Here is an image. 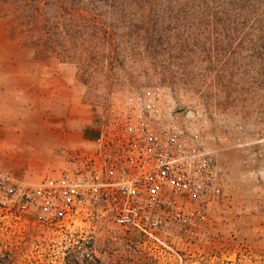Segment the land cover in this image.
I'll return each mask as SVG.
<instances>
[{"label": "rangeland", "instance_id": "rangeland-1", "mask_svg": "<svg viewBox=\"0 0 264 264\" xmlns=\"http://www.w3.org/2000/svg\"><path fill=\"white\" fill-rule=\"evenodd\" d=\"M156 85L202 114L219 170L198 237L142 247L101 223L88 258L76 235L0 223V264H264V0H0L2 170L40 182L60 166L48 142L61 156L73 127L92 135L116 97Z\"/></svg>", "mask_w": 264, "mask_h": 264}, {"label": "built area", "instance_id": "built-area-1", "mask_svg": "<svg viewBox=\"0 0 264 264\" xmlns=\"http://www.w3.org/2000/svg\"><path fill=\"white\" fill-rule=\"evenodd\" d=\"M202 118L161 85L116 97L52 175L33 184L0 168V223L76 235L88 258L101 223L138 233L142 247H171L162 232L198 237L222 196Z\"/></svg>", "mask_w": 264, "mask_h": 264}, {"label": "crops", "instance_id": "crops-1", "mask_svg": "<svg viewBox=\"0 0 264 264\" xmlns=\"http://www.w3.org/2000/svg\"><path fill=\"white\" fill-rule=\"evenodd\" d=\"M66 138L69 140V142L75 148L77 146L81 147L85 143H87L89 141V139H90V135L87 134V132H83V130L80 127L75 126V127H73L71 129L70 133L67 134ZM50 142H48V144H47L48 146H50L48 148L47 152H45L47 147L43 148V150H44V152H43L44 154L43 155H45V156L47 155L46 156V158H47L46 160L48 161V165H53V164H56V163H60L61 164L63 162V160H64V155H63V150L64 149L63 148L61 149V156H59L60 154L58 155V153H57L55 156L51 157L52 149H54V148L57 149L58 146L61 144V137L57 136L56 138H54L53 145ZM74 148H69V149L71 150V149H74Z\"/></svg>", "mask_w": 264, "mask_h": 264}]
</instances>
